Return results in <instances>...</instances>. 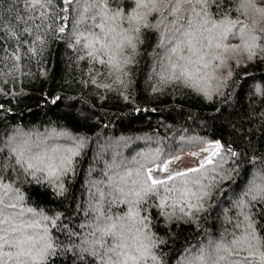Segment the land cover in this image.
Masks as SVG:
<instances>
[{
    "label": "trees",
    "instance_id": "obj_1",
    "mask_svg": "<svg viewBox=\"0 0 264 264\" xmlns=\"http://www.w3.org/2000/svg\"><path fill=\"white\" fill-rule=\"evenodd\" d=\"M82 5L88 9L82 13L83 23L81 12L72 11ZM135 7V0H81L79 4L73 0L68 5L52 0L41 17L28 0H0V149L17 130L27 137L29 132H38L41 140L48 139L51 129L62 131L80 138L84 145L57 186L40 179L41 174L35 178L22 171L14 159L9 160V170L2 171L7 159L3 150L0 173L5 179L1 185L16 182L26 208L44 210L56 219L52 235L57 249L43 264H101L97 253L104 249L84 246L92 236L83 232V226L97 212L101 217L123 218L129 238H138L137 246L149 250L147 264H178L203 252L195 253L201 247L215 249V256L236 259L234 241L241 238L244 249L240 255L254 252L251 262L262 264L264 185L257 177H264V13L256 9L264 8V0H251L243 8L241 0H217L206 6L208 27L212 22L239 20L242 24L237 28L248 25L244 32L252 29L251 34L259 39L255 46L249 42L251 58L239 35L229 33L224 40H214L211 48H204L203 61L189 65L190 79L173 76L172 65L186 63L179 58L191 53L183 46L176 53L170 51L174 45L169 43L171 17L165 19L166 13L149 12L138 33L123 32L128 24L120 20L105 22V30L116 28L106 38L95 27L117 8L131 13ZM200 7L196 5L197 11ZM137 11L143 14L146 10ZM80 33L111 44V49L95 55L105 60L114 57L119 68L89 57L93 49L85 45L92 43L100 49V44L84 37L77 44ZM129 35L134 46L127 43ZM217 43L223 46L217 48ZM192 59L199 60V56ZM108 143V149L115 144L116 150L100 160L98 154ZM214 143L221 148L211 163L174 182L184 190L182 181L190 175L204 188L194 208L183 207L191 200L172 198L180 194L175 190L148 191L140 202L126 203L116 195H108L103 202L87 200L88 182L99 191L95 184L106 178V166L113 158L126 164L138 161L141 167L146 163L144 168L149 170L155 166L150 158L159 159V168L174 155ZM125 178L133 180L134 174ZM98 241L93 239L92 244ZM64 243L66 250L61 247ZM75 244L81 249L73 248Z\"/></svg>",
    "mask_w": 264,
    "mask_h": 264
},
{
    "label": "snow or ice",
    "instance_id": "obj_2",
    "mask_svg": "<svg viewBox=\"0 0 264 264\" xmlns=\"http://www.w3.org/2000/svg\"><path fill=\"white\" fill-rule=\"evenodd\" d=\"M62 2L68 5L72 4L73 0H62ZM214 2H217V0H135L136 7L131 13H125L123 9L117 8L110 17L107 15L102 17V22L96 24L95 27L99 28L106 38L109 33L116 32V28H107V30H105V22L109 19L114 22L120 20L126 21L128 24V27L123 29V32L138 33L142 22H145L149 12L166 13L165 19L169 16L171 17V19L168 20V26L171 28L169 43L174 45L170 51L176 53L183 46L191 53L188 57L181 56L179 58L180 61H186V63L181 64L177 61L172 65L173 76L177 79L181 77L190 79L192 77V71L189 65L202 62L203 56L207 54L203 53L204 48H211L214 40H224L229 33H231L233 37L239 35L241 39L246 41L244 48L249 52V58H251L254 53L251 50L249 42H251L252 46H255L256 40L259 39V36L251 34L253 31L252 29H249L247 34L244 32V29L247 28L248 25L237 28V24H242L239 20L221 21L219 23L212 22L211 27H208L209 20L207 19L206 6ZM250 2L251 0H241V7H246ZM76 3H81V0H76ZM28 4L34 10L39 9V15L44 17L46 13L43 10L51 6L52 0H28ZM197 4L201 6L200 11L196 9ZM137 9H144L146 11L142 14L137 11ZM67 10V8L63 9V11ZM87 10L86 5H82L80 10L75 7L72 9L73 13H77L78 11L81 12V23L85 20L82 13L87 12ZM256 10L264 13V8ZM202 12L204 14L203 16H201ZM92 19L95 20V16H93ZM36 27L38 28L40 25H36ZM59 30L63 32L65 29L61 27ZM261 34L264 35V29H261ZM117 35H120V33H117ZM80 37L94 40L95 43L100 44V49H96L92 43L85 45L93 49L88 52L89 57L97 59L100 64H114L115 67L119 68V64L115 63L114 57L109 56V59L105 60L95 55L97 51L111 49V44L104 43L102 39L95 36L86 37L84 33H80L79 36H77V44L80 43ZM37 39H39V37H37ZM113 41H115V37H113ZM127 43L133 45V37L131 35L127 36ZM215 46L220 48L223 45L217 43ZM121 47V44H116L117 49ZM233 47L235 48L237 46ZM0 51H2V49H0ZM192 56H199V60H193ZM204 66L207 67V64ZM219 147L220 146L217 144V150ZM216 154L217 153H213V155ZM70 162L71 158L67 157L65 161L61 162V166L70 164ZM211 162V158L209 157L207 163ZM201 167H204V165L201 164ZM164 170H167L166 165ZM150 171L151 170H149V179H151L152 185H165L167 180L175 179L177 176H186L188 174L187 172H176L170 174L167 180H158L151 178ZM195 171H198V169L188 170V172ZM51 174L54 175L55 173L53 172ZM3 189V192L0 193V264H8L10 260L15 261V264H43L47 258L48 250L52 248L51 243L47 241L45 235L36 236L26 231V229L33 228L36 225L22 220L21 214L15 211L17 209V204L13 201L15 199H22V197H17L15 193L12 192L9 185H3ZM182 194L187 195V191ZM135 195L139 197L140 193L136 192ZM28 211L31 212L32 209H28ZM129 215L134 216L138 214L130 213ZM44 219H47V217H44ZM106 220L109 221V223L101 229L102 234L103 236H110L114 242L98 241L104 249L102 253L98 254L101 264H142L147 257V248L137 246L138 238H129V235L123 231L122 226L120 231H116L119 221L112 222L111 217H106ZM234 243L237 247L232 250V255L235 256L236 259H231L228 256L213 258L215 256L214 252L209 256V264H219L220 261H224L225 264H251L250 257L255 256L254 252L250 251L248 255H240L241 251L244 249L243 238L234 241ZM5 247L14 249L15 251H3ZM248 248H251L250 243L248 244ZM152 259L154 260L155 257H152ZM259 259L262 264H264V252L260 253Z\"/></svg>",
    "mask_w": 264,
    "mask_h": 264
},
{
    "label": "rangeland",
    "instance_id": "obj_3",
    "mask_svg": "<svg viewBox=\"0 0 264 264\" xmlns=\"http://www.w3.org/2000/svg\"><path fill=\"white\" fill-rule=\"evenodd\" d=\"M22 131L17 130L13 133L11 138L9 140L3 141V147L0 149V154L3 152V150L7 151V159H4L3 168L2 171H8V167L10 166L9 160H16V166L20 167L22 171L28 172L31 176L37 178L38 175L41 177L43 181H46L50 183L51 185L57 186V182L60 177H62L63 172L65 169L70 167L74 162L75 158L79 155L80 151L83 149V140L76 137H70L66 134V132H55V130L51 129L47 131L48 139H39L38 132L37 133H30L31 136L27 137V134H24ZM66 137L71 138L72 140L65 139ZM50 139V140H49ZM109 144L105 145V151H102L98 154V157L100 160L104 159L103 155H108L110 152H115L116 147L115 144H113L114 148H109ZM218 143H214L213 145H208L203 148H190L189 150L182 152L180 154L174 155L171 157L169 161L165 164L167 166V170H164L165 165H162L161 167H157V160L156 156L152 159V164L155 166L152 167L150 171V175L152 179H158V180H167V177L170 174H174L176 172H188L189 169H200L201 164L206 165L209 157L211 158V161H213V158L217 155H213V153H217L218 150H220L221 146L217 150L216 145ZM102 147H100L101 149ZM104 148V146H103ZM110 150V151H109ZM109 151V152H108ZM67 157L71 158L70 164H65L64 166H61V162L65 161ZM148 161V160H147ZM31 165V166H30ZM146 163L141 167V162L135 161L134 164H126L120 159H114L107 164L106 169L108 170L104 175L106 178L101 180L100 184L96 185L95 187H100L99 191L94 188L93 182L89 181L91 179V175L89 174L87 177V182L89 189L86 192L87 200L93 201V202H103L106 197L111 195V197L120 196L122 197L126 203L131 202L132 200L136 202H140V198L142 200L143 194L148 193V191L158 192L159 190H172L176 191L180 194L174 193L172 198H175L176 201L182 200L183 198H186L187 200H191L188 203L184 204L183 207L188 208H194L196 206V203L199 205L198 198L202 193L199 194V190L203 191V187L201 185H196L195 178L192 179L190 175L187 176L189 178L188 180L182 181V185L185 186L184 190H180L179 187L174 184L176 179L181 178L182 176H177L175 179L167 180V183L165 185H152L151 179H149V170L145 169L144 166ZM51 166V167H50ZM134 166V169L131 170L128 167ZM7 167V168H6ZM11 167V166H10ZM95 170H92V174L95 173ZM1 171V172H2ZM55 173L54 175L51 173ZM130 173L134 174V179L131 178H125L126 175L129 176ZM37 174V175H36ZM197 173H195L196 176ZM211 175V172L210 174ZM4 176V177H2ZM260 177V176H258ZM257 177V182L259 184L264 185V177L259 178ZM2 179H5V175L0 173V187H3L1 185ZM11 183H5V185H9L11 187V190L17 197H22L19 193L18 188L16 187V182ZM140 184V185H137ZM195 186L196 188H192L191 186ZM253 187V186H252ZM104 188V189H102ZM194 190H192V189ZM3 189V188H2ZM262 189V194L264 195V186ZM4 190V189H3ZM187 191L189 194L187 197L183 195ZM136 192L140 193V196L137 197L135 195ZM192 194V195H190ZM261 194V195H262ZM229 199H232L230 197ZM13 202L17 204V209L15 211L19 212L21 214V219L26 220L29 223H33L36 226L33 228H28L26 231L29 234L32 235H45L48 242L51 243L52 248L48 250L47 258H50L54 255V251L57 249V243L53 240L52 231L57 228V222L56 219L50 217L48 213H45L44 210H39L35 208H26L24 206V201L22 199H15ZM194 202H196L194 204ZM176 203V202H174ZM101 204V203H99ZM120 205V204H119ZM173 206H177L176 204H171ZM28 209H32L31 212L28 211ZM97 217H95L91 222L85 224L83 226V232L87 235L92 236V240L87 246L88 249L90 247L93 248L94 245L101 247L100 243L92 244L93 239H99L101 242H109L112 243V238L110 236H103L101 229L104 228L109 221L106 220V217H101L100 214L97 212ZM44 217H47V219H44ZM112 222L119 221L118 228L116 231L121 230V226L123 228V231L125 233L129 232L128 225L122 222L120 217H111ZM96 220L98 223H96ZM254 235V234H253ZM256 236V235H254ZM43 243V242H42ZM81 243L84 244V241H81ZM61 247L66 250L67 245L66 243L61 244ZM73 248H78V250L81 249V245L75 244ZM102 248V247H101ZM211 253H218L215 249L212 250L211 247H209ZM206 247L199 248L195 253L197 254L195 257L192 258V255L190 257H187L186 259H183L178 262V264H198L199 262H202L201 264H209V256L211 255L210 251H206ZM148 250V249H147ZM3 251H15L14 249H9L5 247ZM149 251V250H148ZM147 251V253H148ZM98 252L97 254H99ZM191 253V252H190ZM210 253V254H209ZM203 254V255H202ZM149 255V254H147ZM205 256V257H204ZM190 258H192L190 260ZM213 258H218L217 256H214ZM147 260V259H146ZM145 260V263H146ZM225 264L224 261H220L219 264ZM8 264H15V261H8ZM143 264V262H142ZM147 264V263H146ZM253 264V262H251Z\"/></svg>",
    "mask_w": 264,
    "mask_h": 264
}]
</instances>
